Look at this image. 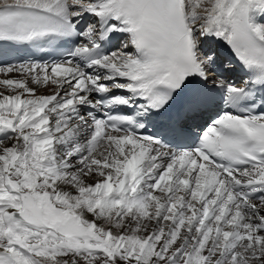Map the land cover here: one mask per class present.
<instances>
[{
    "label": "snow or ice",
    "instance_id": "snow-or-ice-1",
    "mask_svg": "<svg viewBox=\"0 0 264 264\" xmlns=\"http://www.w3.org/2000/svg\"><path fill=\"white\" fill-rule=\"evenodd\" d=\"M41 43L0 64V264H264V0H0V56Z\"/></svg>",
    "mask_w": 264,
    "mask_h": 264
},
{
    "label": "bare ground",
    "instance_id": "bare-ground-1",
    "mask_svg": "<svg viewBox=\"0 0 264 264\" xmlns=\"http://www.w3.org/2000/svg\"><path fill=\"white\" fill-rule=\"evenodd\" d=\"M9 75H10L12 78H17V79L22 78V77H21L19 74H17V73H11V74H9ZM0 78H3V77L0 76ZM227 78H230V79H232V80L235 79L233 73L230 74V76L227 77ZM0 90H2V86H0ZM48 91H50V89H49ZM38 94H40V93L38 92Z\"/></svg>",
    "mask_w": 264,
    "mask_h": 264
}]
</instances>
